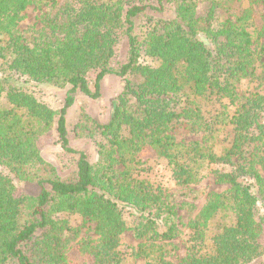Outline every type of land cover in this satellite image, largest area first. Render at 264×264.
Listing matches in <instances>:
<instances>
[{
    "label": "trees",
    "instance_id": "1",
    "mask_svg": "<svg viewBox=\"0 0 264 264\" xmlns=\"http://www.w3.org/2000/svg\"><path fill=\"white\" fill-rule=\"evenodd\" d=\"M156 4L0 0V264H73L72 249L74 264H175L181 234L178 264L264 259V0ZM164 5L171 18L147 16ZM30 6L39 23L19 30ZM119 32L127 58L114 68ZM109 75L123 82L109 120L81 113L73 126L95 141L91 163L70 146L66 115L77 93L99 99ZM32 83L65 90L63 106L37 101ZM53 129L75 159L65 179L38 147ZM153 163L164 164L181 205ZM209 174L226 189L205 195ZM182 207L196 211L186 224ZM125 233L138 241L126 252Z\"/></svg>",
    "mask_w": 264,
    "mask_h": 264
},
{
    "label": "rangeland",
    "instance_id": "2",
    "mask_svg": "<svg viewBox=\"0 0 264 264\" xmlns=\"http://www.w3.org/2000/svg\"><path fill=\"white\" fill-rule=\"evenodd\" d=\"M123 3L127 6L132 5H153L157 6L156 0H122ZM207 10V6L201 5L198 9L199 15H205ZM40 11L34 7L30 6L24 12V19L19 23V30H24L30 25H38ZM147 16H150L154 19H169L172 17L171 10L168 5H164V10L162 13H157L153 11H149ZM149 17H144L143 21ZM127 40L125 35L122 32L118 33V44L115 51V56L111 61V66L114 68H118L121 64L126 61L127 58ZM140 63L151 64V60L146 58L144 55L140 58ZM92 76L90 80H92ZM123 82L122 79L113 75L106 76L100 84V97L97 100H90L85 96L77 93L75 95V103L73 106L67 111L66 120H67V129L69 135L70 146L78 151H82L85 153L89 162L93 163L96 159V147L95 141L89 139H79L76 138L73 133V126L81 113H85L91 118L97 120L101 124H105L110 117L111 112V103L115 100L119 94L122 92ZM28 90L34 95L37 101L48 106L52 110H59L64 103V94L65 90H60L44 85H39L32 83ZM38 147L41 153V156L45 161L53 165L58 173V175L65 179L69 175H71L75 159L72 155L65 154L60 147V143L58 142L57 135L55 130L53 129L50 133L44 135L38 140ZM154 170L158 173L159 176H163L164 183H167L168 175L164 169L163 163H153ZM18 188L20 192L30 195L36 196L39 192V189L34 184H29L25 182H19ZM168 187L171 190L172 194L175 195V201L177 204H182L186 201L185 198L181 197L177 194L178 189L175 188L171 183H167ZM226 189L225 186H219L215 184L213 177L209 174L207 175L201 184V190L205 192V195L210 192H222ZM203 195L200 201L196 203V209H200L203 205L206 196ZM178 215L180 217V222L186 224L189 219H191L196 211L189 213L188 210L182 207L178 211ZM262 212L257 211L256 217L258 219L261 218ZM75 225H80V221H74ZM180 227L182 233L185 232V228ZM90 234L86 232V229H82L81 237H87ZM138 241H136L131 234L125 233L121 237V249L126 252L128 251V247H132L136 245ZM264 244V239H263ZM177 252L176 258L174 259L175 264L181 260L184 255L183 250V234H181L180 238L176 240ZM69 257L71 262L74 264L76 262L81 261V257L76 251V249H72L69 253ZM82 262V261H81ZM258 264H264V259L260 260Z\"/></svg>",
    "mask_w": 264,
    "mask_h": 264
}]
</instances>
